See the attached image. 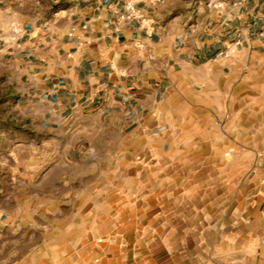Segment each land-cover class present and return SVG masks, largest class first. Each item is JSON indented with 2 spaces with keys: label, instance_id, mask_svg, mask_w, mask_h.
I'll return each instance as SVG.
<instances>
[{
  "label": "crops",
  "instance_id": "obj_1",
  "mask_svg": "<svg viewBox=\"0 0 264 264\" xmlns=\"http://www.w3.org/2000/svg\"><path fill=\"white\" fill-rule=\"evenodd\" d=\"M118 4L0 0V264H92L57 242L98 145L146 170L148 216L196 227L189 264H264V0Z\"/></svg>",
  "mask_w": 264,
  "mask_h": 264
},
{
  "label": "rangeland",
  "instance_id": "obj_2",
  "mask_svg": "<svg viewBox=\"0 0 264 264\" xmlns=\"http://www.w3.org/2000/svg\"><path fill=\"white\" fill-rule=\"evenodd\" d=\"M113 147L96 146L97 155L92 162L93 175L89 183L91 191L79 194V200H90L91 208L86 210L83 203H79L80 207L76 209L75 240L67 241L66 236L61 235L57 242L60 249L66 250L73 245L77 259H82L84 252L86 255L90 252L92 264H165L167 260H172L173 264H189L193 257L187 252L202 248L206 242L196 241L195 226H173L169 219L159 215L148 216V211L141 209L146 201L140 199L142 192H133L132 187L138 184L146 186L151 178L143 169L138 177L126 174L128 171H124V176L112 175L116 169H108L113 162L107 156ZM78 154L76 151V158ZM261 155L255 159L252 169L264 173ZM51 164L52 160L46 159L43 167L47 168ZM126 165L130 166L131 162H123L124 168ZM260 180L264 183V177L261 176ZM85 210L90 212V218L83 215ZM66 219L67 216H63L61 227ZM187 232L192 233L185 235ZM45 243H49L48 248H51V241ZM207 245L208 248L212 247L210 241ZM61 259L66 260L63 256Z\"/></svg>",
  "mask_w": 264,
  "mask_h": 264
},
{
  "label": "built area",
  "instance_id": "obj_3",
  "mask_svg": "<svg viewBox=\"0 0 264 264\" xmlns=\"http://www.w3.org/2000/svg\"><path fill=\"white\" fill-rule=\"evenodd\" d=\"M104 3H108L109 0H100ZM143 0H119V4L115 9L114 17L119 19H136L139 18V15L136 14L135 4ZM152 1V0H151ZM159 1V0H153ZM243 1V0H240ZM15 32L17 31L14 28ZM260 163L264 165V155L260 156Z\"/></svg>",
  "mask_w": 264,
  "mask_h": 264
}]
</instances>
